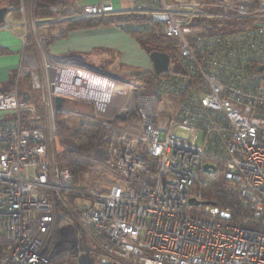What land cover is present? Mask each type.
Returning <instances> with one entry per match:
<instances>
[{"label": "built area", "instance_id": "obj_1", "mask_svg": "<svg viewBox=\"0 0 264 264\" xmlns=\"http://www.w3.org/2000/svg\"><path fill=\"white\" fill-rule=\"evenodd\" d=\"M79 8L77 19L132 16L114 26L130 36L156 29L177 38L182 68L148 86L107 73L102 61L53 56L43 39L40 52L24 56L13 90L0 93V113L13 114L0 122V264H264V25L250 24L264 19V0H96ZM209 16L250 25L203 32ZM23 39L28 48L27 31ZM25 76L42 92L43 114L20 91ZM66 102L89 106L103 129L89 153L59 138L57 114L74 115ZM54 147L93 168L88 188L57 165ZM217 172L248 203L250 225L195 190ZM58 204L103 256L55 261L78 249L76 226L60 224Z\"/></svg>", "mask_w": 264, "mask_h": 264}, {"label": "rangeland", "instance_id": "obj_2", "mask_svg": "<svg viewBox=\"0 0 264 264\" xmlns=\"http://www.w3.org/2000/svg\"><path fill=\"white\" fill-rule=\"evenodd\" d=\"M93 1V0H87ZM1 6H4L3 0H0ZM86 3V0H78L77 5H68L66 7H60V12H56L57 14L50 19H36L34 13L32 12V4L31 0H26L24 2V9L25 13L23 18L19 21L22 23V27H24L29 35L28 45H29V52L37 53L39 51L40 46V39H43V43L46 45L47 42L54 38H59L65 35V31L68 30L69 26L73 24V22L79 23L84 22V19H77L79 16L80 8ZM209 12L213 14L224 13V9L221 7H213L209 9ZM64 17H70L71 20L64 19ZM12 18V17H10ZM69 18V19H70ZM132 18V16H126L124 14L108 16L105 18H93V20H104L106 25L102 27H114L117 24H120L128 19ZM12 20H17L13 19ZM249 21V20H248ZM259 23L264 25V19H257L250 21V24ZM238 20L233 17H218V16H209L205 19V24L203 25L201 31L203 32H211V33H221L227 31H234L237 30L239 27L250 25L249 23H244L239 26ZM101 28V27H99ZM87 28L81 27L77 30H85ZM76 31V30H73ZM132 38L125 37L123 42V49L120 50H111V49H103L97 50L93 54H83V55H76L77 57L87 58L94 61H102L106 68V72L119 77L121 79H133L132 75L137 73H142L144 71L151 69V61L148 57V54L153 51L165 52L168 53L171 57L170 69L174 71H179L182 68L181 61L179 60V45L178 39L175 37H168L162 35L157 32V30H149L143 32L139 35V40L131 34ZM40 52V51H39ZM50 52V50H49ZM62 54H59L60 56ZM38 72H40V64H37ZM21 90H23L24 86H28L29 81L24 80ZM33 99L39 101L41 100L42 92H35ZM41 106V105H40ZM66 110L74 112V115H69L67 119H61L62 122H66L71 126H78L85 122H92L96 123L91 120V108L84 104L73 103V102H66L65 104ZM39 114H43L41 110ZM76 114V115H75ZM13 115V114H12ZM98 124V123H96ZM100 125V124H99ZM101 127V125H100ZM103 129L101 127V135L99 137L98 143L101 144L103 142ZM60 138V136H59ZM62 142L68 143L70 146L75 145L76 148L80 151L78 145L69 140V139H62ZM97 146V145H96ZM52 153L55 156V160L57 165L60 168H67L66 165L69 163H73L76 166L83 169V173L79 175V185L77 187L81 189L88 188L92 182L93 178V168L85 163L82 160L71 158L67 154L57 153L56 147L52 150ZM84 153V152H83ZM86 154V153H84ZM73 171V169H71ZM74 172V171H73ZM209 179L208 177H206ZM75 179V177H74ZM88 205V204H86ZM57 210L61 214L59 218L60 224H73L76 226V235L78 249H81L82 252L80 255L86 257L91 256V254H96L99 257L103 256V253L93 244L91 241H88L87 237L85 236L84 231L77 226V224L72 220L71 216L67 215L66 209L61 205H57ZM63 219H67L65 223H63ZM82 237H84L82 239ZM84 250V251H83ZM72 259V258H71ZM121 264H130L129 262H122Z\"/></svg>", "mask_w": 264, "mask_h": 264}, {"label": "trees", "instance_id": "obj_3", "mask_svg": "<svg viewBox=\"0 0 264 264\" xmlns=\"http://www.w3.org/2000/svg\"><path fill=\"white\" fill-rule=\"evenodd\" d=\"M24 2L26 3V0H3L4 6H8L12 13L10 14V17L13 19H17L15 21H20L23 18V13L20 11L22 7H24ZM78 0H31L32 4V12L34 13V16L36 19H50L53 18L57 13L53 12L51 10L52 6H59V7H66L70 5H77ZM1 7V3H0ZM200 24V23H199ZM106 25L104 20H93V19H87L84 22H73L71 26H69L68 30L65 31V35L62 37H67V35L73 31L80 29L81 27H85L87 29H94L99 28ZM138 34H133V36L137 39V41L140 39ZM60 38V37H59ZM58 38L51 39L47 42L46 47L55 41ZM133 79H130V82L141 84V85H151L156 80L159 79L158 76L154 74L153 71H145L142 73H137L132 75ZM16 78V75H15ZM14 78V81H15ZM28 80L29 77L25 76L21 80L20 84V91L22 94H26L30 96V104L37 108V110H41V100L39 99L36 101L33 99L34 95L36 94L34 91H32L30 87V82L28 86H24L23 90H21V87L23 85V81ZM61 119H63V113L57 114V124H58V133L60 138L62 139H69L73 142H75L80 149V152L89 153L98 143L99 137L101 135V127L99 124L92 123V122H85L78 126H71L67 124L66 122H62ZM70 169H73L74 171V177H75V185H79V175L83 173V169L76 166L73 163H69L66 165ZM90 168H92L90 166ZM81 173V174H80ZM201 176L199 178V181L196 183L195 190L202 192L203 198L206 202L216 205L222 209H228L233 217V222L236 224H245L250 225L253 221L251 219V214L249 210L248 203L240 197L237 190L234 188L227 186L223 181V176L221 173H216V175L212 177ZM71 203H74L75 197L71 196L69 198ZM67 219H63V223H65ZM65 226L67 224H62ZM77 233V232H76ZM77 237L78 234H77ZM84 237H82L83 239ZM84 251V250H83ZM82 250L77 249L73 252H67L59 255L55 261L57 262H67L68 260H71V258L77 257L79 254H81ZM89 257V256H86Z\"/></svg>", "mask_w": 264, "mask_h": 264}, {"label": "crops", "instance_id": "obj_4", "mask_svg": "<svg viewBox=\"0 0 264 264\" xmlns=\"http://www.w3.org/2000/svg\"><path fill=\"white\" fill-rule=\"evenodd\" d=\"M95 1L86 0V3ZM26 31L22 23L12 20L10 15L7 23L0 28V93L13 90L14 78L24 56L34 54L29 52V45L28 48L25 47L23 37ZM125 37L132 38L128 33L116 27L76 30L71 31L67 37H60L53 41L47 51L53 56L93 54L103 49L121 51ZM147 71H152V69ZM12 117V114L0 113V122Z\"/></svg>", "mask_w": 264, "mask_h": 264}, {"label": "water", "instance_id": "obj_5", "mask_svg": "<svg viewBox=\"0 0 264 264\" xmlns=\"http://www.w3.org/2000/svg\"><path fill=\"white\" fill-rule=\"evenodd\" d=\"M11 13H12V10L8 6L0 7V28L3 27L7 23V19ZM148 57L152 64L151 69L156 76H160L169 70L170 63H171V57L168 53L153 51L148 54ZM64 103H65V100L63 98L58 97L56 99L57 111H61L63 109ZM211 169L212 171L210 172L209 166L208 165L204 166V172L214 174L215 173L214 167H211ZM189 203L193 204L194 200H191ZM75 245H76V242L74 243V247Z\"/></svg>", "mask_w": 264, "mask_h": 264}]
</instances>
